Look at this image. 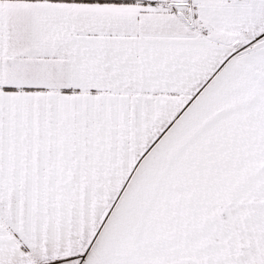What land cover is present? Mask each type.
Masks as SVG:
<instances>
[{"label": "snow or ice", "instance_id": "obj_1", "mask_svg": "<svg viewBox=\"0 0 264 264\" xmlns=\"http://www.w3.org/2000/svg\"><path fill=\"white\" fill-rule=\"evenodd\" d=\"M0 264H264V0H0Z\"/></svg>", "mask_w": 264, "mask_h": 264}]
</instances>
